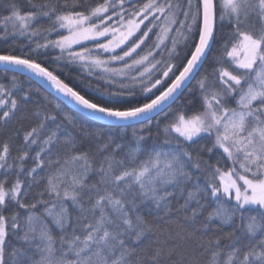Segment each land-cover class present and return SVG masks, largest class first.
Masks as SVG:
<instances>
[{"label": "snow or ice", "instance_id": "snow-or-ice-1", "mask_svg": "<svg viewBox=\"0 0 264 264\" xmlns=\"http://www.w3.org/2000/svg\"><path fill=\"white\" fill-rule=\"evenodd\" d=\"M0 264H264V0H0Z\"/></svg>", "mask_w": 264, "mask_h": 264}]
</instances>
